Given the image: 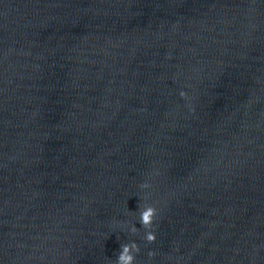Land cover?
<instances>
[{"label": "water", "instance_id": "water-1", "mask_svg": "<svg viewBox=\"0 0 264 264\" xmlns=\"http://www.w3.org/2000/svg\"><path fill=\"white\" fill-rule=\"evenodd\" d=\"M133 241L264 264V0H0V264Z\"/></svg>", "mask_w": 264, "mask_h": 264}, {"label": "clouds", "instance_id": "clouds-1", "mask_svg": "<svg viewBox=\"0 0 264 264\" xmlns=\"http://www.w3.org/2000/svg\"><path fill=\"white\" fill-rule=\"evenodd\" d=\"M180 96L187 99V93L181 91ZM141 189H148L151 185L147 182L139 185ZM146 199V198H145ZM139 208V223L145 230L144 239L147 243L151 244L156 241V234L154 225L159 216L160 210L154 204L143 203L138 205ZM129 231L132 234L138 232V228L135 224L130 225ZM140 252V247L136 242H130L120 245V250L117 255L116 264H135L136 255ZM156 255L154 251L148 253L149 258Z\"/></svg>", "mask_w": 264, "mask_h": 264}]
</instances>
